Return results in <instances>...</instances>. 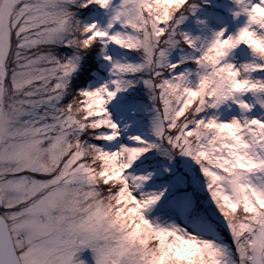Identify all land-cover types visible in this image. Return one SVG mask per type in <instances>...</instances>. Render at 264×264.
Listing matches in <instances>:
<instances>
[{
	"label": "snow or ice",
	"instance_id": "obj_1",
	"mask_svg": "<svg viewBox=\"0 0 264 264\" xmlns=\"http://www.w3.org/2000/svg\"><path fill=\"white\" fill-rule=\"evenodd\" d=\"M199 8L0 0V264H86L85 250L93 264H264V116L249 115L264 114V79L253 77L264 73V0H231V32ZM188 17L207 34L183 31ZM109 45L133 59H114ZM97 56L108 81L75 92L72 74ZM138 84L155 142L131 135L132 146L105 150L96 142L121 135L108 105ZM233 107L239 115L221 119ZM154 150L198 167L219 230L202 213L191 231L146 218L167 189L144 192L152 173L128 170Z\"/></svg>",
	"mask_w": 264,
	"mask_h": 264
},
{
	"label": "rangeland",
	"instance_id": "obj_2",
	"mask_svg": "<svg viewBox=\"0 0 264 264\" xmlns=\"http://www.w3.org/2000/svg\"><path fill=\"white\" fill-rule=\"evenodd\" d=\"M191 2V0H190ZM200 5L197 12V17L206 20L207 24L214 30H219L221 27H226L229 32L234 31L239 26V22L232 19L230 14L231 0H208L210 7H205L203 0H195ZM211 14V15H210ZM103 20L102 14L98 17ZM181 29L187 32L190 36H204L207 32L203 29H198L195 25V19L188 17ZM108 53L114 59L126 58L131 61L133 58L128 56L123 50L116 49L115 46L109 45ZM64 54V53H62ZM241 60L250 59L249 55L240 57ZM94 63L97 69L91 70L90 78L86 85H81L77 92L84 88H95L100 84L108 81L109 76L107 72L106 63L99 58L95 57ZM179 60V54L173 52L170 56V62L176 63ZM91 63L90 58L82 59L77 71L72 74L69 80V87L72 88L78 75L82 73V68ZM191 70L188 64L181 65L177 70L182 72L185 69ZM254 78L264 79V73H254ZM79 85V84H78ZM68 99V97H66ZM250 103L255 102L253 97H245ZM139 105V107H137ZM135 110V114H130ZM108 111L113 120L120 126L121 135L117 141L109 142H96L102 148L109 151L116 150L120 144L132 146L133 142L128 140V136L139 135L148 142H155L150 133V119H151V105L145 93L142 84L136 85L134 88L129 89L126 93L118 94L117 98L108 105ZM221 119L230 118L231 115H239L238 110L234 107L231 110L221 109ZM250 116H264L258 109L254 107ZM106 133L107 130H101ZM167 169V172L164 171ZM132 175H147L152 173V178L143 186L144 192H159L167 189L165 195L161 198L158 206L147 213L146 218L155 220L161 224H176L179 227H185L191 231V216L195 214H204L208 221L214 224V220H218V214L215 213L214 207L208 199L205 191L204 179L201 176L199 169L193 162L181 156H175L170 162L162 158L154 150L141 157L132 167L128 170ZM188 192H187V191ZM195 203H200L205 212H197L194 210ZM194 206L193 210L189 212V206ZM214 220H213V219ZM187 221V222H186ZM80 259L85 260L86 264H93L91 252L85 250L80 254Z\"/></svg>",
	"mask_w": 264,
	"mask_h": 264
},
{
	"label": "trees",
	"instance_id": "obj_3",
	"mask_svg": "<svg viewBox=\"0 0 264 264\" xmlns=\"http://www.w3.org/2000/svg\"><path fill=\"white\" fill-rule=\"evenodd\" d=\"M90 60H91V63L87 64L85 68H82V70H81L82 73L79 74L78 78L75 80L76 84L74 83L73 87L71 88L75 92H77V89H79V87H81V85H86L88 83V78H90L91 70H94V69L96 70L97 69V65H96V63H94L93 58H90ZM195 204H196L195 208H194L195 211H197V212H205L203 207H202V205L200 203H195ZM213 222H214L215 226L217 227V230H219V223L217 222V220L215 219Z\"/></svg>",
	"mask_w": 264,
	"mask_h": 264
}]
</instances>
